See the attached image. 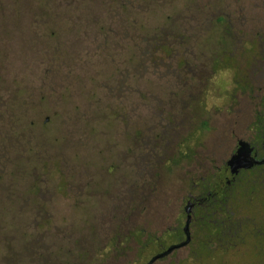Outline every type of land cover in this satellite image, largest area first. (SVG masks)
I'll use <instances>...</instances> for the list:
<instances>
[{
  "label": "flooded vegetation",
  "instance_id": "af4514ba",
  "mask_svg": "<svg viewBox=\"0 0 264 264\" xmlns=\"http://www.w3.org/2000/svg\"><path fill=\"white\" fill-rule=\"evenodd\" d=\"M226 1L216 19L220 29L214 26L219 40L211 58L201 50L208 41H197L205 35L200 26L198 32V25L187 30L191 41L181 40L172 47L156 42L154 49L160 53L154 61L177 58L174 78L184 81V88L151 97L154 103L145 106L132 104L129 89L128 105L110 108L113 120L124 124L123 148L111 144L108 155L113 163L105 167L114 173L101 176L98 188L89 175L74 176V162L86 167L88 160L77 155L69 162L58 154L63 168L56 171L36 165L34 150H28L21 160L26 163L21 175L32 176V186L4 190L0 198V204L18 210L14 224L24 262L264 264V29L239 25L242 18ZM186 53L192 57L187 59ZM218 71L234 73L235 93H226L227 103L206 85V75ZM212 110L236 114L216 122L214 136ZM82 145L87 148V143ZM0 151L3 171L10 148L5 144L4 150L1 144ZM48 177H59L60 187H42ZM42 193L62 194L67 199L64 207L80 211L79 217L62 228L55 225L52 217L45 216L55 203L39 199ZM94 200L100 206L86 212ZM22 209L34 216L19 222ZM100 239L105 243L97 249ZM14 251L13 264H21Z\"/></svg>",
  "mask_w": 264,
  "mask_h": 264
},
{
  "label": "rangeland",
  "instance_id": "374dc122",
  "mask_svg": "<svg viewBox=\"0 0 264 264\" xmlns=\"http://www.w3.org/2000/svg\"><path fill=\"white\" fill-rule=\"evenodd\" d=\"M225 1L0 0V148L2 144L5 150L6 144L11 156L9 161H3L9 171H2L0 160V198L4 197V190H26L32 186L34 178L21 175V166L26 165L21 160L29 149L35 152L36 165L46 164L56 171L63 168L60 156L69 162L75 161L72 159L77 155L84 162L88 160L86 167L74 162V176L87 174L98 188L99 178L112 173L105 167L113 163L108 155L112 154L111 144H118L119 150L123 148L124 124L113 120L108 113L110 108L127 106L129 89L132 104L145 106L154 103L151 97L184 88V81L174 78L177 58L155 62L160 53L155 45L165 41L172 47L181 40L191 41L192 33L187 30L198 25V32L200 26L205 35L197 41H208L206 49L201 50L211 58V52L216 50L214 42L219 40L213 33L214 26L220 29L216 19L221 16ZM226 3L242 18L239 25L264 29V0ZM206 12L209 16H204ZM185 57L190 59L192 55L186 53ZM182 69L183 74L188 72L187 67ZM220 72L208 73L206 85L214 94L219 91L223 103H227L226 93H235L234 73ZM240 73L238 76L243 78ZM235 115L234 111L230 115L212 110V136L219 126L216 122L231 120ZM104 155L108 156L101 159ZM59 180L48 177L41 186L58 189ZM52 194L38 196L54 201L55 208L47 209L45 216L52 217L55 225L62 228L70 219L79 217L80 211L64 207L66 197ZM98 202H90L86 212L97 209ZM17 211L12 205L0 204V264H13L14 249L21 264H27L21 250L22 239L15 231ZM19 212V222L34 216L26 209ZM121 213L122 210L115 217ZM103 239L98 241L97 249L103 247Z\"/></svg>",
  "mask_w": 264,
  "mask_h": 264
}]
</instances>
